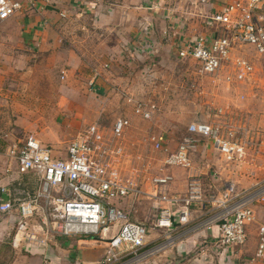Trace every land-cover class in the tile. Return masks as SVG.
<instances>
[{"label": "crops", "instance_id": "1", "mask_svg": "<svg viewBox=\"0 0 264 264\" xmlns=\"http://www.w3.org/2000/svg\"><path fill=\"white\" fill-rule=\"evenodd\" d=\"M17 1L23 5L22 12L0 24V49L5 60L15 61L17 50L24 47L25 55L29 56L25 57L26 60L42 59L49 72L55 69L58 72H66V76L77 71L80 73L82 55L79 56L74 51L66 49L63 42L66 30L81 26L79 22H75L74 17H81V20L89 19L93 23L96 22L94 32L98 33V50L102 51L96 56L99 62L104 63L100 68L94 69L91 89L96 95H106L118 72L123 69L127 72L128 64L136 67L137 60L142 57L137 53L141 45L150 44L155 57L164 60L168 54H176L173 46L202 34L217 32L218 29L209 21L210 16L220 12L225 4L235 0H190V6L182 5V0L176 2L121 0L115 1L114 4L107 0H87L82 4L75 0ZM241 48L233 52L234 57ZM1 99L2 97L0 102ZM15 113L16 119H14ZM43 116L45 117L43 112L38 113L37 120L43 121ZM0 121H24V119L18 116L17 109L14 110V107L6 102L4 106L0 103ZM28 136L37 140L33 135ZM38 142L46 145L39 140ZM64 142L65 140L59 143ZM211 145L202 144L191 153L190 169L177 168L168 171L170 174L166 173L172 177V181L165 189L169 197L186 198L190 184H197L200 189V200L188 207L186 224L180 225L177 218V212L182 209L183 204L173 206L171 203H158L159 208H171L174 225L169 231L152 228L158 210L153 208L156 201L152 198L157 187L151 183L140 188L141 195L112 202L128 216L130 221L142 224L149 230L146 245L139 251L144 258L137 264H264L253 258L257 226L264 224V197L263 201L254 208L256 221L246 230L247 240L255 234L253 248L217 250L214 245L218 236L217 226H203V223L216 212L207 202L211 194L218 196L228 186H233L237 192L254 191L264 186L254 179L257 178L254 169H249L247 172L243 167L233 169L230 160L234 157L229 159L226 155L219 154ZM54 150L56 158H65L66 149L60 152ZM8 163L13 164L15 169L7 166ZM13 175L32 177L36 181L35 186H38L34 174H18L16 164L5 156H0V203L7 200L15 201L10 193V186L15 182ZM1 216L5 217V220L0 224V233L1 225L5 222L14 230L9 239L14 253L8 264H78L79 262L94 264L105 253V239L113 237L118 229L115 225L106 231H101L99 235L89 237H61L51 233L46 244L43 245L39 241L45 236L39 231L40 227L34 224L35 219L28 224V228H33L30 233L36 236V241L27 242L22 238V234L18 233L17 213L13 211ZM159 246L162 247L159 251L149 254ZM147 252L149 253L145 256Z\"/></svg>", "mask_w": 264, "mask_h": 264}, {"label": "rangeland", "instance_id": "2", "mask_svg": "<svg viewBox=\"0 0 264 264\" xmlns=\"http://www.w3.org/2000/svg\"><path fill=\"white\" fill-rule=\"evenodd\" d=\"M107 1L114 4L121 0ZM182 1V5L190 4V0ZM74 18L81 26L66 30L63 43L66 49L82 55L80 73L66 76V72L55 69L49 72L42 59L26 60L29 56L25 55L24 47L17 50L15 61H6L0 49V103L12 105L24 119L0 121V156H5L9 144H20L28 135L60 152L67 148L71 138L96 125L104 144L110 150L122 151L112 156L110 163L125 181L142 188L152 183L153 178L177 169L164 167L167 153L156 150L151 137L163 135L169 149L174 151L186 135L187 126L203 122L217 129L222 140L243 149L240 157L230 160L232 168L243 167L246 172L254 169L257 173L254 179L264 185V56L257 55L252 46L243 45L235 56L250 62L254 74L244 82L230 83L225 77L232 74L231 69L214 77L205 76L193 60H180L174 53L161 60L153 51L151 56L142 55L136 67L128 64L127 72L124 69L118 72L109 93L96 95L91 89L94 69L104 64L96 56L102 52L98 50V33L94 32L96 22ZM178 47L179 44L173 46L175 52ZM138 103H153L158 110L144 120L134 113ZM40 112L45 115L43 121L37 120ZM120 118L126 119L129 126L117 136L112 130ZM63 140L64 143H59ZM7 166L15 169L13 164ZM13 177L15 182L10 186V193L15 201L35 194L36 181L32 177ZM42 214L39 210L34 217L36 226L42 227ZM2 220L5 217L0 215V224ZM13 231L6 222L1 225L0 264H8L13 257L14 250L9 244ZM250 237L242 249L254 247L255 234Z\"/></svg>", "mask_w": 264, "mask_h": 264}, {"label": "built area", "instance_id": "3", "mask_svg": "<svg viewBox=\"0 0 264 264\" xmlns=\"http://www.w3.org/2000/svg\"><path fill=\"white\" fill-rule=\"evenodd\" d=\"M82 4L87 0H75ZM23 5L17 0H0V23L22 12ZM61 17H64L61 15ZM209 21L218 30L182 42L176 55L180 60L196 62L202 75L214 77L226 69L232 74L225 77L226 82H244L254 74L250 62L234 57L233 52L243 45L252 46L257 55H264V0H235L224 5L222 10ZM220 31V32H218ZM141 55L151 56L153 47L145 43L138 48ZM155 104L135 106L134 113L148 120L157 111ZM221 112V110H219ZM129 126L126 119L120 118L113 124L114 135H121ZM156 150L166 151L164 167L190 169V155L202 144L211 143L214 151L229 159L240 157L243 149L233 142L219 137L218 130L211 125L196 122L186 128V135L178 147L171 151L163 135L151 137ZM121 149H109L96 125L89 126L67 145L65 158L54 156L51 147L42 145L34 137L28 136L22 143H12L6 148L5 157L16 164L20 175L34 174L37 178V191L24 200H7L0 203V215L17 213V226L22 238L27 242L36 241L33 228L28 224L41 215L42 227L39 231L44 238L39 241L45 245L51 233L61 237H89L99 235L110 227L118 226L113 237L106 238L103 257L94 264H137L144 258L140 250L146 245L149 230L146 226L132 222L128 216L115 207L114 200L141 195L140 188L125 181L117 167L110 163L112 156L121 154ZM172 177L166 174L153 178L157 187L152 198L153 208L158 210L153 229L169 231L173 228L171 208H159L158 203L183 204L177 212L178 223L188 222V207L200 200L197 184L189 185L186 198L169 197L166 186ZM264 186L257 190L237 192L233 186L225 187L218 196L211 194L208 204L216 211L203 226L215 225L218 236L214 243L220 251L241 248L247 242L246 227L256 221L254 207L263 201ZM257 241L254 260L264 263V225L257 227ZM156 247L145 256L159 251ZM78 264H92L79 262Z\"/></svg>", "mask_w": 264, "mask_h": 264}, {"label": "water", "instance_id": "4", "mask_svg": "<svg viewBox=\"0 0 264 264\" xmlns=\"http://www.w3.org/2000/svg\"><path fill=\"white\" fill-rule=\"evenodd\" d=\"M146 242V241H145Z\"/></svg>", "mask_w": 264, "mask_h": 264}]
</instances>
